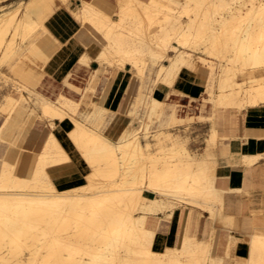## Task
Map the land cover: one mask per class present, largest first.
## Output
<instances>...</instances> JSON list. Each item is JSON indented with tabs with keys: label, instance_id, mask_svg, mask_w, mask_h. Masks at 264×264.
Instances as JSON below:
<instances>
[{
	"label": "bare ground",
	"instance_id": "6f19581e",
	"mask_svg": "<svg viewBox=\"0 0 264 264\" xmlns=\"http://www.w3.org/2000/svg\"><path fill=\"white\" fill-rule=\"evenodd\" d=\"M60 1L66 4L68 0ZM190 1L195 2L196 7L185 8L186 21L172 8L160 7V0L147 3L117 0L118 20H113L86 0L73 14L82 22L84 33L92 35L89 41H96L102 47L95 59L102 67L117 65L122 68L129 64L133 67L132 72L141 76L148 64L157 65V82L167 84L174 93L177 90L173 83L184 69L195 72L199 62H212L196 55L201 47L193 37L205 26L204 31L209 30L204 32L203 53L214 51L220 56L224 48H229L234 53L233 62L250 66L247 83L236 81V71L229 67L234 64L231 60H226V63L232 62L229 65L222 63L225 60L217 66L209 63L207 69L216 68V72L207 80L210 89L205 86L206 101L214 109L241 110L264 104V82L257 77V72L264 73V40L257 33L259 27L253 25L254 16L252 21L245 23L247 16L242 13V6H231L220 0L222 3L218 7L227 15L221 20L211 17L206 25H201L199 18L209 12L212 0ZM27 4V1L20 0L0 7V67L11 60L38 28ZM252 10L254 15H259V6ZM190 12L194 16H190ZM193 30L197 33L193 34ZM18 38L22 39L23 45L18 44ZM81 57V66L92 61L86 54ZM242 67L238 68L239 74L244 76L246 68ZM98 75V70L90 74L86 91L94 90ZM39 99L42 116L53 130L56 120L73 123L68 137L92 170L85 175L87 182L84 185L68 189L58 187L47 167L65 163L68 161L65 157H70L58 137L50 132L39 150L31 178L16 176L13 170L0 172V264H108L106 261L110 255L114 260L122 259V264H221L223 258L208 255L212 239L187 233L180 240L179 252L174 244H169L170 239L163 250L158 251L152 244L156 232L148 228L150 214L163 212L171 216L177 208V201L208 210L216 223L231 219L232 216L223 211V192L215 186L217 157L214 149L218 140L215 129L207 139V146L195 149L190 144L191 136L175 129L173 115L168 127L156 130L151 136L161 152L169 148L167 153L171 159H155L150 151L152 142L142 140L147 133L141 134L144 120L138 116V108L153 123L154 116L160 118L158 111L163 105L160 99H140L131 112L125 131L115 139L94 128L99 126L78 116L79 103L64 96L57 98L58 105L48 97ZM17 100L13 97L12 108L16 107ZM98 105L110 110L100 102ZM7 125L8 133L14 132L15 122ZM135 125L140 127L134 128ZM148 129L150 125L146 124ZM257 158L244 160L250 164ZM160 159H163L161 163ZM28 187L30 189L24 190ZM146 189L155 194L150 203L142 199ZM226 222L222 224L227 226ZM51 235L53 240L46 241ZM68 240L91 242L89 255L85 252L88 258H83ZM247 243L246 264H264V227L256 226ZM65 251H70L68 256L64 255Z\"/></svg>",
	"mask_w": 264,
	"mask_h": 264
},
{
	"label": "crops",
	"instance_id": "0c3cea01",
	"mask_svg": "<svg viewBox=\"0 0 264 264\" xmlns=\"http://www.w3.org/2000/svg\"><path fill=\"white\" fill-rule=\"evenodd\" d=\"M18 1H13L9 4L17 3ZM86 1L92 2L99 10L101 9L105 13H111L114 19L118 20V17L114 16L118 12L117 0ZM137 1L147 3L149 0ZM27 3L28 5L31 3L32 6L29 5V9L34 16L36 13L46 16V14L52 11L44 21V29L45 31L48 29L50 34L49 42L47 34L39 41L37 39V45L26 56L29 64L32 67L33 65L38 66L39 70L38 78L31 82L41 85L42 91H44L47 97H57L62 93L65 97L80 105L82 103L89 105L91 101H96L110 108L111 112H113L111 122L107 126L95 127V129L104 135L115 139L130 119L133 110L132 108H127V106L123 109L122 113L118 115L114 113H119L118 110L121 109L131 84L138 87L137 92L132 96L135 98L138 95L136 99L137 103L142 98L149 99L150 97H155L161 100V97H167L169 94L166 101L174 105L170 108V119L166 127L171 123L174 115L178 129H180L179 124L182 122L176 115H178V112L192 107V105L185 106L182 103L176 102L175 94L197 101L198 108L201 110L212 108L211 115L208 117L214 118L215 109L213 106L210 108V103L206 101L208 94L205 86L208 79H205L203 75H197L184 69L176 77L178 79L175 85L173 83L174 89L180 93H174L169 86L160 85L161 83L157 82L159 71V66L157 65L148 64L145 68V70L157 68L156 83L154 84V88L150 89L147 86L146 72L140 76L132 72L133 67L129 64H126L122 68L117 65H105L102 67L99 61L96 62L95 59L102 51V47L96 41H89L92 35L84 33L82 22L75 19L73 14L74 11L79 10L82 6L83 0H69L66 4L60 0H55L54 10V0H27ZM33 42L31 38L24 45L28 47ZM40 42L45 47H42ZM87 42L90 43L86 45ZM83 54L91 57L92 61L90 60L89 65H79V59L82 58ZM170 55H174V53ZM95 70L99 71L98 84L96 86L98 87V94L93 99L92 95L88 94L86 90L89 85L90 74ZM144 75L145 79H143ZM257 77L264 82V73L257 72ZM102 86L108 87L106 94L103 93ZM169 89L172 91L169 92ZM203 90L205 92L201 95ZM76 94L80 97L76 98ZM200 95L201 100L198 101ZM137 103H135V106ZM219 115L221 120L218 117L217 128H214L218 136L214 149L217 157L215 186L223 192L222 207L224 213L230 216L236 215L235 235L228 234L229 228L225 225L216 223L211 218L208 210L202 208L190 209L189 206H183L175 209L170 220L161 223L163 234L158 238L157 247L162 246V243L166 241V230L173 229L177 239L183 233L188 232L197 238H205L207 240L213 238L211 242L213 254L215 247L218 245L217 249L222 255L225 264H230L231 261L226 257V254L237 243V240H240L236 248L238 257L247 256L249 232L251 239L256 226L264 227V104L262 103L254 108L243 109L241 114L222 110ZM160 122L159 129L165 128L162 120ZM73 127L74 125L70 120L64 122L56 120L55 130H53V133L58 137L74 163V170L71 174H65L60 171L66 167L69 161L48 168L50 176L61 189L72 188L79 184L84 185L87 181L86 176L90 172L89 165L81 156L71 138L68 137ZM49 129H51L49 125L33 129L26 140H24L25 144L29 145L30 149H40L46 136L50 133ZM180 130L183 132L182 129ZM184 132L186 131L184 130ZM219 140L220 142L218 143ZM206 146L207 144L203 148ZM244 158H257V160L248 164ZM36 163L37 160L35 165ZM145 196L152 198L155 194L147 191ZM164 216V213H160L158 220L151 217V224H157L159 220H164ZM152 228L156 229V227ZM174 240L175 238L170 239L169 244L173 245L175 243Z\"/></svg>",
	"mask_w": 264,
	"mask_h": 264
},
{
	"label": "rangeland",
	"instance_id": "374dc122",
	"mask_svg": "<svg viewBox=\"0 0 264 264\" xmlns=\"http://www.w3.org/2000/svg\"><path fill=\"white\" fill-rule=\"evenodd\" d=\"M13 1L15 2L18 0H0V7L5 6V5H7ZM25 1H27V0H23V2H25ZM162 1L164 4H162ZM68 2H69V0L67 1V3ZM158 2H159V0H158ZM90 3H92V2H90ZM212 3L213 4L211 6H209V12H207L206 15L200 16L199 23L201 25H203V23L206 25L208 23V20L211 17H214L218 20H221L223 18V16L227 15V13H224V11L219 8L221 6V3H222L220 0H212ZM225 3L229 4L231 6H236V5L242 6L243 7L242 13L244 14V16H247L245 23H247L249 20L252 21V16H254L253 21H252L253 25L257 26V28L259 27L257 33H259V36H261V40H264V38H263L264 37V13H263L264 0H225ZM195 4H196L195 2H193V1L189 2V0H173V1L172 0H160V2H159V6L163 7V9L166 10L167 8H172L174 10V12H176L177 15H179V16L182 15V19L184 21H186L187 17H188V15L185 13V10L189 6L191 8L196 7ZM29 5H31V3ZM29 5L27 4L26 6L29 8ZM218 5H219V7H218ZM93 6H96V5L93 4ZM254 6L260 7L259 15H256V14L254 15V11L252 10V8ZM54 8H55V0H54V5H53V10H54ZM102 12L105 13L104 11H102ZM49 14H46V16L41 15L39 13L35 14V16L33 18L37 21V23L39 25L37 26L38 28L32 34V41H34V42L30 46L26 47L25 45H23L21 43L22 39L18 38V44L20 43L23 46H20L18 51L14 54V56L11 58V60H9L7 62V64H5L3 67H0V172L4 171V170H13V172H14V174H16V176L25 177V178H31L32 171L34 169L35 162L37 160L40 149H38V148L30 149L29 145L25 144L24 140H26V138L29 136L30 132L33 129H35L37 127L43 128V127H46L47 125H49V122L47 121L46 117L42 116L41 109L39 106V100H40L39 98L47 97V95H45L44 91H42L41 85L33 84L31 82V81L38 78V73H39V70L37 68L38 66L33 65V67H32L29 64V62L27 61L26 56L37 45L36 44L37 39L39 41L41 38H43L47 34L48 35L47 36L48 42H49V35L50 34H49L47 28H46L47 31H45V29H44V21ZM105 14H110V16L114 19V17L111 15V13H105ZM189 14H190V16L191 15L194 16V13H192V12H190ZM20 16H21V14H20ZM114 16H117L118 17L117 19H119V15L117 13H115ZM259 16H261V17H259ZM260 18H263V21H260ZM114 20H116V19H114ZM231 23H233V22H231ZM208 26H210V25L208 24ZM216 26H218V25H216ZM204 28H205V26L201 29H198V31H197L198 33L196 32V30L192 31L193 34L197 33L193 37V39L196 38L195 39L197 41L196 44L199 47H201V50H199V52L197 51L198 53H196V55L204 56L208 60H211L212 62L208 61L207 62L208 64H206V62H203V64H202V62L201 63L199 62L198 70L193 72V73H195L197 75H203L205 77V79L206 78L212 79L214 77L215 72H216V68L207 69V66L210 65L209 63H211V65H212V63H214L213 65L217 66V63H221L222 61L225 60L222 63H224L225 65H229L230 63L233 62L234 53H232L233 51H231L229 48H224L225 51L223 50V53L220 56H216L214 51L212 53L204 51V53H203L202 50H205L204 49L205 42L203 40V37L206 36V33H204V32H207L209 30V28H208V29H205V31H204ZM261 32H262V34H261ZM195 40H193V41H195ZM200 40H202V41H200ZM198 43H200V44H198ZM40 45L42 47H45L41 42H40ZM228 54H230L231 56ZM226 56H229V58L228 57L226 58ZM220 57L222 59H220ZM226 60L227 61L231 60L232 62L230 61V63H226L227 62ZM233 63L234 64H230L229 67H234L233 69L236 71V76L234 78H236V81H245L248 83L249 77H250L249 76L250 75L249 74L250 73V69H249L250 66H246L241 62L236 63L234 61ZM235 66H236V68H235ZM241 67L246 68V70H244V72H246V74L244 73L245 74L244 76H241V74H239L240 73L239 69H241ZM156 70H157V68L146 69L144 71V73L146 72V75H147L146 76V81L148 82L147 86L150 89L154 88V84L156 83V81H155ZM108 73H110V72H108ZM40 74L43 75L42 73H40ZM143 79H145V75H144ZM177 79L175 80L174 85H175ZM226 82L228 83L227 86L229 87L230 86L229 82L228 81H226ZM160 85L168 86L167 84H164V83H161ZM206 87H207V89H210V85H206ZM97 88L98 87H95L94 90L87 91L88 94L92 95L93 99L98 94ZM137 88L138 87L136 85L131 84L129 91L127 92V94L124 98L122 107H121V109L118 110L119 113H114V114L118 115V114L122 113L123 109H125L126 106H127V108H132V110L135 109V103H137L136 99L138 98V95L135 96V98L132 96L134 95V93L137 92ZM101 89L103 90V93L106 94L108 87L102 86ZM171 91L172 90L169 89V92H171ZM204 92L205 91L203 90L201 95H203ZM176 93H180V92L177 91ZM65 94L67 96L71 97L69 94H67V93H65ZM201 95L198 97V101L201 100ZM61 96L65 97V95H63L61 93L57 97L50 96L48 98L51 99L52 103L58 105L59 102L57 101V98L61 97ZM13 97L15 99H18L15 108H12V102L11 101H12ZM79 97L80 96L78 94H76V98H79ZM166 98H168V97H161V101L163 102V105H162L161 109L159 110V111H161V113L158 111L160 118L155 119L156 116H154L153 123L148 121V119L144 116L143 110L141 108H138V112H139L138 116L144 120L143 126L141 127V130H142L141 134L144 135L143 133H147V137L142 139L144 142H146V141L152 142L153 137H151V136L154 134L153 132H155L156 130L159 129V126L161 124V122H160L161 120L163 122V125L165 127L167 126V123L169 122V119H170L169 111H170V108L174 104L168 103L166 101ZM175 100H176V102L182 103L185 106L192 105V107L187 108V110H183V111L178 112V115H176V116H178L179 120H181V122H182L179 124L180 129L183 130L182 133L189 134L191 136L192 140L190 141V144L195 149L203 148L207 144V139L211 136V133H212L211 131L214 128H217V122L219 121L218 117L221 120V117L219 114L222 110H229L231 113L235 112L238 114H241V112L243 110V109L239 110L236 108H232V109L217 108V109H215L214 118L210 119L208 116H210L211 112H212L211 105H209L211 109L201 110L198 108V102L197 101L190 100V99L183 97L182 95H179V94L175 96ZM247 108H249V107H247ZM247 108H245V109H247ZM32 110L34 112H32ZM77 114L82 119L88 120L90 123H93L94 125L100 127V126H107L111 122L113 112H111V110L105 109V107H103L101 105H98V103L91 101V103L89 105L83 104V103L81 105L79 104L78 109H77ZM176 114H177V112H176ZM203 119H204V121H203ZM208 119H210V120H208ZM11 122H15L16 129L14 130V132L11 131L10 133H8V131H7L8 125L7 124L11 123ZM146 124H148V126L150 125V129L146 130ZM172 124L174 125L175 129H178V125H177L176 121H173ZM116 126H118V124H116ZM126 127H127V125H126ZM126 127L123 128L121 133L125 131ZM138 127H140V126L139 125L134 126V128H138ZM50 128H51V126H50ZM180 129H178V130H180ZM184 130L186 132H184ZM49 132H53V128L49 129ZM219 142H220V140L218 141V143ZM168 149L169 148H166V150H163V152H161L159 149V146L156 144H153V142H152L150 151L153 152V158L156 159L157 157L158 158L163 157L165 160H168L171 157L167 153ZM161 161H163V159L159 160L160 163H161ZM6 167H9L10 169L6 168ZM49 167L50 166H48L47 168H49ZM91 170L92 169L90 168V172H91ZM143 187L145 189V186H143ZM28 189H30V188L28 187L24 190H28ZM147 191H148L147 189L143 190L142 199L144 202L150 203L154 197L149 198V197L145 196V193ZM177 202H178L177 208H180L183 206H189L190 209L198 208V207H195V205H187L186 202H182V203H181V201H177ZM160 213H163V212H158V214H150V216L148 218V228L150 230L156 232V235L153 236V238H152V244L154 243V245H156V250L162 251L166 242L169 239H171L172 237H174L176 240L174 243V246L177 248V252H179L180 240H181L180 238L182 236L184 237L188 232L183 233L180 236V238L178 237V239H177V236L175 235L176 233L173 229L166 230L165 231V234L167 235L166 241H164L162 243V246L157 247L158 238L160 235L163 234V232H162L163 226H161V223H163L164 221L170 220V218L172 217V214H171V216H168L165 213V216L163 218L164 220H159V222L157 224L156 223L151 224L152 223L151 217L158 220ZM236 219H237L236 215H234L231 217V219H230V217L226 220L221 219L220 221H222V222H219V223L222 224L224 221L225 222L228 221L226 223L229 226L228 225L226 226L224 224L227 228H229L228 234L235 235L234 229H235ZM229 222H231V223H229ZM230 225H231V227H230ZM152 227H156V229H153ZM66 237H68V234ZM52 240H53L52 235L48 236L46 239V241H48V242H51ZM249 240H250V232H249L248 241ZM68 241L72 242L73 245H71V247L75 248L76 251H78L80 254H82L83 258H86V259L88 258L89 251L92 250L91 249L92 248L91 242L88 243L87 241L86 242L71 241V240H68ZM239 242H240V240H237V243L232 247L230 253H228L229 254L228 258L231 261L230 264H246L247 263L248 255L244 256V257L243 256L238 257V254L236 252V248H237V245ZM217 248H218V245L215 247L214 254H213L212 244H210V250L208 251L209 252L208 255H212L214 257H221L222 258V255L219 253ZM85 252H87L88 255H86L87 253H85ZM69 253H70V251H65L64 255L68 256ZM241 258H244V259H241ZM239 259H241V260H239ZM106 262L108 264H122V259H120L119 261H118V259L114 260L113 257H111V255H110V256H108ZM221 264H225L224 259L221 260Z\"/></svg>",
	"mask_w": 264,
	"mask_h": 264
},
{
	"label": "snow or ice",
	"instance_id": "6c2138e0",
	"mask_svg": "<svg viewBox=\"0 0 264 264\" xmlns=\"http://www.w3.org/2000/svg\"><path fill=\"white\" fill-rule=\"evenodd\" d=\"M66 160H68V164L66 165L65 168L61 169L60 171L64 172L65 174H71L72 171L74 170V163L71 160V158L65 157Z\"/></svg>",
	"mask_w": 264,
	"mask_h": 264
}]
</instances>
